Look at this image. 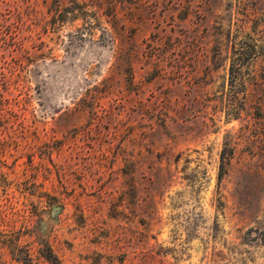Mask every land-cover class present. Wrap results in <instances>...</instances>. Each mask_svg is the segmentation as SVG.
<instances>
[{"label": "rangeland", "instance_id": "rangeland-1", "mask_svg": "<svg viewBox=\"0 0 264 264\" xmlns=\"http://www.w3.org/2000/svg\"><path fill=\"white\" fill-rule=\"evenodd\" d=\"M0 264H264V0H0Z\"/></svg>", "mask_w": 264, "mask_h": 264}, {"label": "trees", "instance_id": "trees-1", "mask_svg": "<svg viewBox=\"0 0 264 264\" xmlns=\"http://www.w3.org/2000/svg\"><path fill=\"white\" fill-rule=\"evenodd\" d=\"M221 163H222L221 168L223 169V166H224L223 164H226V163L223 162V156H221Z\"/></svg>", "mask_w": 264, "mask_h": 264}]
</instances>
